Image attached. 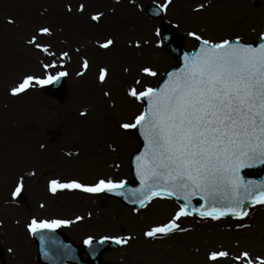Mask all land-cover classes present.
<instances>
[{
    "label": "rangeland",
    "instance_id": "1",
    "mask_svg": "<svg viewBox=\"0 0 264 264\" xmlns=\"http://www.w3.org/2000/svg\"><path fill=\"white\" fill-rule=\"evenodd\" d=\"M81 3L85 5L83 12L78 11ZM152 3L161 5L164 0H135L134 3L131 0H0V147L7 143L13 152L8 154L10 171L7 174L1 171L0 163V188L1 192L3 188L5 191L0 203V220L3 221L0 224V244L7 264H40L35 243L26 228L33 216L73 220V224L59 229L80 245L89 235L95 238L127 236L132 228L131 224L125 223L129 217L138 221L135 228L148 225L149 220L167 222L171 217L163 215L158 218L161 213L155 214L152 211L154 207L148 208L153 202H167L177 210L178 202L166 198L153 199L137 213L103 193L62 190L53 194L49 191V181L57 178L79 179L87 183L101 177L131 180L130 160L139 142L133 129L123 130L119 125L130 122L144 108L141 101L127 94L128 87L137 79L155 87L169 68L177 63L175 57L161 44L158 45L160 35H157V30L163 21L175 26L176 35L183 39L189 50L197 42L187 35L189 31H197L213 39L241 36L244 42L257 41L264 35V0H172L160 19L145 15L144 9ZM199 4H204L205 8L197 11ZM68 5H71V12ZM98 11L104 13L103 17L98 22L92 21L91 15ZM9 18L15 22L8 23ZM44 26L52 29L51 35L39 33V28ZM33 35L37 36L38 43L50 46L48 52L28 43ZM107 38H112L114 45L108 49L99 47ZM137 39L141 41L140 48L132 46L131 42ZM144 40L150 43L144 44ZM62 52H68L69 56L62 57ZM84 58L90 63L86 70L82 68ZM53 63L55 67H43ZM145 65L155 67L158 76L151 78L142 74L139 70ZM104 67L109 69V73L101 83L99 71ZM125 68L129 70L126 72ZM61 71L67 73L68 80V90L62 97L44 94L40 90L42 84H35L17 96L10 93V88L24 75L44 78ZM105 92L110 95L105 96ZM121 101L124 102L122 106ZM85 111L86 114L81 115ZM77 117L81 119L79 138L68 145L64 143V126ZM116 136L127 139L123 149ZM78 142L79 145H75ZM107 143L112 146L110 151L106 150ZM87 146L92 147V150L88 149L90 154L84 152ZM76 150L79 152L74 154ZM92 152L108 153L106 166L100 168L97 164L92 171L88 170L84 160ZM33 172L35 175H30ZM258 173L251 172L254 175ZM20 176H24L23 197L12 198L11 192ZM7 207L18 210L19 216L24 218L23 228L14 225L23 245L20 253L16 240L9 239L6 233V222L9 221L11 226L15 218ZM252 212H255V217L264 216V206H251L249 213ZM99 214H105L107 218L113 214L111 219L116 229L97 227L94 216ZM78 215L84 220L76 221ZM178 222L181 226L190 227L195 234L194 239L189 238L192 250L188 264H213L207 254L221 249L228 250L230 256L219 259L215 264H227V260L234 264L232 257L245 250L253 258L264 257V247L261 248L264 238L260 236L255 240V235H241L237 239L239 246L229 244L231 237L227 230L239 231L238 224H251L249 216L243 220L225 217L214 221L191 215ZM212 232H218L219 236ZM181 234L177 232L155 240L136 238L127 246L106 252L104 259L111 264H173L185 259L177 256L174 249L147 252L133 248L141 243L155 247L172 242L176 245L175 241L180 240L178 236Z\"/></svg>",
    "mask_w": 264,
    "mask_h": 264
},
{
    "label": "snow or ice",
    "instance_id": "2",
    "mask_svg": "<svg viewBox=\"0 0 264 264\" xmlns=\"http://www.w3.org/2000/svg\"><path fill=\"white\" fill-rule=\"evenodd\" d=\"M171 3L172 0H164L160 9L166 11ZM204 8V4H199L196 10ZM71 10V5H68V11ZM84 10L85 5L81 3L78 11ZM103 15V12H95L91 20L98 22ZM14 22L8 19V23ZM38 31L52 34V29L47 26L40 27ZM187 35L198 41L199 47L184 53L182 67L167 72V78L155 87L137 79L127 89L130 97L146 102L130 122L119 125L123 130L139 128L144 136V151L135 158L141 187L127 189L131 194L129 197L124 192L126 179L101 177L87 183L79 179L57 178L49 181L51 193L62 190L115 193L138 204L137 213L154 198H176L179 206L174 215L167 222L153 225L143 233L154 240L188 231L178 222L182 217L198 214L203 219L214 221L229 216L243 220L249 216L251 206H264V180H248L241 175L243 168L264 165V43L253 46L244 42L241 36L213 39L197 31H189ZM28 43L44 52L49 51L50 46L38 43L36 35ZM131 43L135 48L141 47L139 39ZM143 43L149 44L150 41L144 40ZM162 43L158 41V45ZM113 45L114 40L107 38L99 47L108 49ZM61 56L68 57L69 53L62 52ZM89 66V60L84 58L82 68L86 70ZM43 67L47 69L55 67V64H44ZM139 71L151 78L159 74L155 67L148 65ZM108 73L107 67L100 69L101 83ZM65 75L67 73L63 71L44 78L27 74L10 88V93L17 96L35 84L58 82ZM104 95L109 96L110 93L105 92ZM85 114L86 111L81 113ZM23 188L24 176H20L11 192L12 198L19 197ZM193 197H201L203 202L196 207ZM181 199L183 203L179 202ZM91 215L89 212L88 216ZM75 220L83 221L84 217L78 215ZM73 223L71 219L33 216L26 228L32 235L40 237L45 255L50 251L68 255L66 246L58 245L52 234L55 229ZM247 226L237 225L240 228ZM133 239L131 235H106L100 238L99 243L112 241L127 246ZM95 242L92 235L84 240L90 248ZM229 256L228 250H212L208 253V260L215 264ZM232 258L237 264H264V257L253 258L247 250Z\"/></svg>",
    "mask_w": 264,
    "mask_h": 264
},
{
    "label": "bare ground",
    "instance_id": "3",
    "mask_svg": "<svg viewBox=\"0 0 264 264\" xmlns=\"http://www.w3.org/2000/svg\"><path fill=\"white\" fill-rule=\"evenodd\" d=\"M121 104L123 105L124 102L121 101L120 105ZM75 114H77V113H75ZM56 117L59 118L60 114L56 115ZM77 118L78 119H76V120H70L69 124H65V126H64V128H65L64 143H66L68 145L78 141L79 130H81L80 129L81 126L79 124L81 119L79 117H77ZM58 122H60V121H58ZM90 129L92 130V128H90ZM88 131L89 130H87V132ZM99 131H101V129H99ZM118 134L122 135L121 133H118ZM116 137H117V139L120 140V144H121L120 146H122L121 149H123V147L126 145L127 139H125V138H123L121 136L120 137L116 136ZM14 145H15V143H14ZM75 145L78 146L79 142H78V144H75ZM107 145L108 146L106 147L107 148L106 150L110 151V148L112 146H110V144H108V143H107ZM1 146H2V147H0V163H1V166H2L1 171L2 172L3 171L6 172L4 174H7V172L10 171V166H9L10 165V162H9L10 160L8 159V156H9L8 154H12L13 152H12V149L10 148L11 145H9V144L5 143V144H3ZM88 149L92 150V147L91 146L85 147L84 152L87 153V154H90V150H88ZM76 152H79V151L78 150L74 151V154H76ZM107 154L108 153H105V154L101 155V154H99L97 152H94L92 155H90L88 157V159L86 161L84 160V163L86 164L87 169L92 171L95 168V165H97V164H99L98 166H101L100 168H102V166L103 167L106 166V164L108 163L107 160L109 159V156H110V155H107ZM30 158H32V155H30ZM30 161L32 162V159H30ZM101 162H103V164ZM8 179H9V177H8ZM6 180L7 179H5V181ZM3 189H2V192H1V188H0V203H1V198L3 197V193L5 192ZM48 194L51 195L49 192H48ZM76 204H78V202ZM84 204H85V202H84ZM151 207H154L152 211L155 214H158V213L160 214L161 213L159 216L154 215V216H157L158 218L163 216V215H167V217H172L174 215V213H175V210L172 209V205L167 203V202H161V203L153 202V203H151L149 205L148 208H151ZM147 209H145V210H147ZM7 210H10V212H11L12 209L7 207ZM12 211H13L12 213L15 216V218L12 219V224L13 225H11V226H10V222L9 221L6 222V230H7L6 233L10 236L9 239H15L16 240L15 243L19 247L18 250H19V253H20L22 248H23V245L20 242L19 236L16 234V230L14 228V225L21 229V228H23L22 226L24 225L25 222H24V218L21 215L19 216L20 212L18 210H12ZM154 213H152V215ZM254 213L255 212L249 213V218L252 219V223L249 224L247 227L242 228V230H239V231L227 230V234L229 233L230 237H231V240L229 241V244H231L232 246H235V247L239 246V243H238L237 239L241 235H244L246 237H249V235H255L256 236L255 240H257V236H260L261 238H264V216L262 214V215H259V216L255 217ZM94 217L96 219V222L94 224L97 227H100L103 230L116 229L115 228L116 226L112 222V219H111L113 217V214H111V216H109V218H107V216L105 214H99V216L96 215ZM129 222H131V223H129ZM137 222H138L137 220H134L131 217L127 218V222H125L126 224L128 223L129 225L130 224L132 225V228L127 233V235L133 236L134 239L145 237L143 235V233L149 227H151L153 225H156V224H159L158 221L156 222V221H150L149 220L150 223L148 225L145 226L143 224L141 227L139 226V228H135L137 226ZM182 227L188 228L189 230L186 231V232H183L184 234L182 233L181 235L178 236V238L180 240L179 241H175L176 245L174 244V242H172V243L166 244L164 246L162 245L160 247H155V246H153L152 244H149V243H141V245L137 246L136 248H133V250L136 249V250H140V251L153 252V251H155L157 249L163 250V251H170V249L173 251V249H174L175 250L174 253H176L177 256H179L180 258L181 257L185 258V259L184 260H180V261H176L173 264H185V263L188 264L189 263V257H191L190 252L192 250L191 240H189V238L190 239H192V238L194 239L195 238V234L190 231V227H188L187 225L182 226ZM212 233H214V235L219 236L218 232H212ZM144 240H146V239H144ZM263 247L264 246H261V248H263ZM22 254L24 255V253H22ZM177 256H175V258ZM22 261H25V260L22 258ZM234 263L237 264V262L235 260H234ZM227 264H231V263L227 260Z\"/></svg>",
    "mask_w": 264,
    "mask_h": 264
},
{
    "label": "water",
    "instance_id": "4",
    "mask_svg": "<svg viewBox=\"0 0 264 264\" xmlns=\"http://www.w3.org/2000/svg\"><path fill=\"white\" fill-rule=\"evenodd\" d=\"M146 12L150 16L159 17L162 15L163 10L160 9V6L153 4L146 9ZM163 43L169 51H171L175 56L178 57L180 67H182L183 66V55L186 51L183 47L182 41L180 39L174 38L173 27L168 26L167 24H163ZM261 43H264V39L261 42H259L258 45ZM198 45H199V43H198ZM174 69H177V68L174 67L170 71H173ZM166 78H167V74H166V77L164 79H166ZM65 86H66L65 85V79L62 76L59 78L58 82H52L50 85L44 86L43 91L47 94L61 95L65 91V88H66ZM135 133L141 142V148L135 154L133 161H132L134 176L136 177V183L127 185L126 189L124 190L125 194L128 195L129 197L131 196V194L128 193L127 189H139L141 187V181H140L139 176L137 175L135 158H136V156L140 155L144 151V147H145L144 136L142 135L140 129L136 128ZM253 168L262 169L263 170V176L258 177V178H249L243 173L244 171H247V170H250ZM241 175H243L248 180H257V181L264 180V165H255L252 167L243 168V169H241ZM110 194L119 197L123 202H125L128 205H131L134 207H140L138 204L133 203L131 199H125V196H123V195H117L115 193H110ZM195 198H198V197H193V200ZM193 205H194V203H193ZM194 206H196V205H194ZM198 206H196V207H198ZM52 235L54 236V239L58 243V245L66 246V250L68 251V255H61L59 253H55V252H51V251L49 252L48 255H45V251L42 248L40 237L37 235V236H34V238H35L37 245H38V248H39L40 261L42 263L64 264L65 262L70 260V261H74L77 264H103L102 260H101V254L107 249H112V248H116L119 246V244H116L114 242H108L107 241L104 243H99V241H96L94 243V245L92 246V248H90L88 245H85L83 247H76L72 242H70L68 240V238L66 236H64L58 230L55 229V231ZM93 248L95 249L94 251H93ZM84 251H87L90 255V258L88 260H84L80 257V254ZM1 254H2V251L0 248V255ZM50 256L52 258H49ZM3 264H5V263H3Z\"/></svg>",
    "mask_w": 264,
    "mask_h": 264
}]
</instances>
